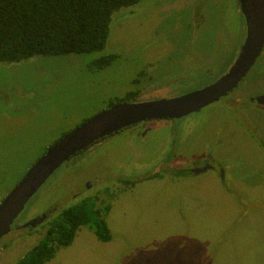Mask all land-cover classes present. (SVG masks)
Listing matches in <instances>:
<instances>
[{
	"label": "rangeland",
	"instance_id": "obj_1",
	"mask_svg": "<svg viewBox=\"0 0 264 264\" xmlns=\"http://www.w3.org/2000/svg\"><path fill=\"white\" fill-rule=\"evenodd\" d=\"M237 5L140 0L112 14L101 50L0 62V202L48 146L126 93L140 103L217 80L246 35ZM108 54L116 55L109 65H91ZM260 95L264 44L217 102L147 120L143 131L123 129L76 153L14 222L48 218L34 228L11 226L0 238V264H15L49 221L85 198L109 205L103 218L111 238L81 227L44 264H264V107L250 100ZM205 156L213 169L195 177L181 171Z\"/></svg>",
	"mask_w": 264,
	"mask_h": 264
},
{
	"label": "trees",
	"instance_id": "obj_2",
	"mask_svg": "<svg viewBox=\"0 0 264 264\" xmlns=\"http://www.w3.org/2000/svg\"><path fill=\"white\" fill-rule=\"evenodd\" d=\"M140 0H0V62H17L35 55L86 54L104 48L112 14ZM114 54L91 61L105 67ZM136 93L128 92L122 100ZM110 103L108 106H111ZM108 204L81 199L64 208L48 226L37 244L15 264H44L55 252L72 243L81 227L102 241L111 238L104 221Z\"/></svg>",
	"mask_w": 264,
	"mask_h": 264
},
{
	"label": "water",
	"instance_id": "obj_3",
	"mask_svg": "<svg viewBox=\"0 0 264 264\" xmlns=\"http://www.w3.org/2000/svg\"><path fill=\"white\" fill-rule=\"evenodd\" d=\"M245 17L246 35L238 55L229 69L213 83L177 97L154 99L140 103L124 100L86 119L65 133L31 165L18 183L0 202V238L11 226L28 200L47 179L70 157L98 140L131 124L146 119H173L185 116L217 100L234 88L254 64L264 44V0H238ZM264 104V95L256 98ZM45 214L28 221L35 226Z\"/></svg>",
	"mask_w": 264,
	"mask_h": 264
},
{
	"label": "flooded vegetation",
	"instance_id": "obj_4",
	"mask_svg": "<svg viewBox=\"0 0 264 264\" xmlns=\"http://www.w3.org/2000/svg\"><path fill=\"white\" fill-rule=\"evenodd\" d=\"M238 1V0H237ZM237 9L241 12V10H240V6H239V3H238V5H237ZM245 28H246V25H245ZM262 49V48H261ZM260 54V53H259ZM151 65V64H150ZM152 66V65H151ZM229 69V68H228ZM222 76V75H221ZM220 76V77H221ZM219 77V78H220ZM218 78V79H219ZM214 81H216V79L214 80ZM214 81H212V82H210V83H207V84H205V85H201V86H199V87H197V88H194V89H192L191 91H195V90H199V89H201V88H203V87H205V86H207V85H209V84H211V83H213ZM233 89V88H232ZM231 89V90H232ZM191 91H187V92H184V93H188V92H191ZM230 91V90H229ZM229 91H227L224 95H227L228 94V92ZM182 93V92H181ZM184 93H182V94H184ZM182 94H179V95H182ZM136 95V94H135ZM178 95V96H179ZM223 95V96H224ZM223 96H221V97H223ZM133 97V96H132ZM132 97L131 98H129V100H131L132 99ZM221 97H219L217 100H215L216 102L221 98ZM258 96H256V97H251L250 98V100L252 101V102H255V103H257L259 106H263L264 107V104H261V103H258L257 102V100H256V98H257ZM158 99V98H157ZM122 101H124V100H122ZM215 101H213V102H215ZM120 102V101H119ZM212 103V102H211ZM210 104V103H209ZM209 104H207V105H209ZM206 105V106H207ZM109 107V106H108ZM205 107V106H204ZM201 108H203V107H201ZM201 108H199V109H201ZM199 109H197V110H199ZM197 110H195V111H197ZM195 111H193V112H195ZM193 112H191V113H193ZM191 113H189V114H191ZM188 115V114H187ZM173 119H177V118H173ZM147 120H150V119H146V120H144V121H140V122H137V123H134V124H131V125H129V126H126V127H124V128H122V129H120V130H118V131H116V132H114V133H112V134H110V135H113V134H115V133H117V132H119V131H121V130H123V129H127V130H130V129H136V127H138V126H140V125H142L143 126V129H142V131L144 130V128H145V124H146V121ZM141 131V132H142ZM109 136V135H108ZM99 141V140H98ZM92 145V144H91ZM90 145V146H91ZM89 147V146H88ZM88 147H86V148H84V149H82V150H85V149H87ZM81 150V151H82ZM174 157V156H173ZM165 162L167 163V164H169V165H171L170 164V161L169 160H165ZM212 162V163H211ZM172 166V165H171ZM215 166H214V161H213V159L211 158V157H197V159H195L194 161H193V164L189 167V168H187V169H183V170H181L182 172H184L186 175H191V176H193V177H195V176H197V175H199V173H202V172H204L205 170H207V169H213ZM172 171V170H171ZM170 170H169V172H168V174L169 175H171V172ZM154 173H156V172H154ZM158 175H156V176H154L153 175V177H157ZM43 214H45V218L41 221V222H39L38 224H36L35 226H30V225H27V226H25V224L28 222V221H26V222H24V223H21V224H17L16 222H14V224L12 225V228L13 227H20V228H24V227H30V228H34V227H37L38 225H40L41 223H43L47 218H48V213L47 212H45V213H43ZM43 214H41L40 216H38V217H36L38 220L41 218V216L43 215ZM32 220V219H31ZM30 221V220H29ZM12 228H11V230H12Z\"/></svg>",
	"mask_w": 264,
	"mask_h": 264
}]
</instances>
